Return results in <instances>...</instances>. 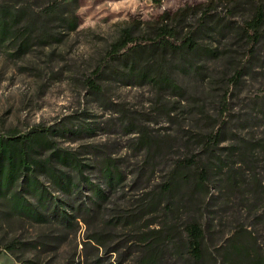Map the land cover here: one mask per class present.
<instances>
[{"label":"rangeland","instance_id":"rangeland-1","mask_svg":"<svg viewBox=\"0 0 264 264\" xmlns=\"http://www.w3.org/2000/svg\"><path fill=\"white\" fill-rule=\"evenodd\" d=\"M12 3L0 138L32 137L26 182L0 190V264H140L150 252L192 264V221L220 264L234 237L264 264V37L241 30L264 0H64L53 18L46 0L0 10ZM160 28L169 42L193 34L196 51L151 44ZM126 32L133 42L115 52ZM217 131L205 154L202 136ZM193 165L209 168L204 186Z\"/></svg>","mask_w":264,"mask_h":264},{"label":"trees","instance_id":"trees-1","mask_svg":"<svg viewBox=\"0 0 264 264\" xmlns=\"http://www.w3.org/2000/svg\"><path fill=\"white\" fill-rule=\"evenodd\" d=\"M155 3L161 2V0H153ZM18 3V2H17ZM13 6L0 10V29L6 31L9 28L7 22V16L12 21H15L20 16L22 9L16 3H12ZM64 0H46V6L42 10L44 17L53 18L58 14L62 15L61 9L63 7ZM68 6V4H64ZM207 10H204L201 21L206 18ZM178 15V14H177ZM167 16H163L165 19ZM47 24H43L42 29H47ZM242 32L248 37L250 42L254 45L262 37H264V11L258 9L253 17L249 20H244L242 23ZM3 34L1 33V36ZM168 32L166 28H160L155 36L151 39V44L159 46L162 49H170L173 52H189L193 53L197 49L196 41L193 34H187V36L179 42H169L166 36ZM133 42V38L129 33H124L123 37L115 44V52L124 50L129 43ZM144 77V75H142ZM155 81L158 85L175 88L173 81L169 75L156 70ZM88 85L91 89L96 90L95 84L89 80ZM32 135H24L10 138H0V190L10 189L15 182L19 179H23L26 182L25 172L29 170L28 157L26 155L25 145L30 141ZM221 140V132H210L202 136V147L205 154L212 155V148ZM4 165V166H3ZM196 168V178L198 185L204 186L209 174V168L206 166L198 169ZM192 167V166H191ZM98 194V193H97ZM14 197L17 201V205L21 207V213L26 216L41 219L34 207H32L25 199L21 198L20 193H15ZM42 197V193L40 198ZM185 235L187 239V257L192 264H220L219 260L213 256L209 249L205 246V231L200 223L192 221L185 226ZM248 244L242 242L239 237H234L227 241V247L222 249L223 255H226L225 262L228 264H263V261L252 255L248 249ZM160 258L150 252L146 255L140 264H160ZM222 264V263H221Z\"/></svg>","mask_w":264,"mask_h":264}]
</instances>
